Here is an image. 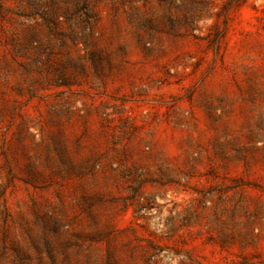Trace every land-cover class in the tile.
Masks as SVG:
<instances>
[{"label":"rangeland","instance_id":"1","mask_svg":"<svg viewBox=\"0 0 264 264\" xmlns=\"http://www.w3.org/2000/svg\"><path fill=\"white\" fill-rule=\"evenodd\" d=\"M0 264H264V0H0Z\"/></svg>","mask_w":264,"mask_h":264}]
</instances>
